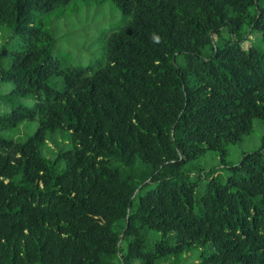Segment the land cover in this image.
<instances>
[{
  "label": "trees",
  "instance_id": "16d2710c",
  "mask_svg": "<svg viewBox=\"0 0 264 264\" xmlns=\"http://www.w3.org/2000/svg\"><path fill=\"white\" fill-rule=\"evenodd\" d=\"M71 1L0 0L23 45L0 49V264H264V135L226 164L264 119V0H111L104 57L63 69L35 12ZM207 151L226 175L191 163Z\"/></svg>",
  "mask_w": 264,
  "mask_h": 264
},
{
  "label": "rangeland",
  "instance_id": "374dc122",
  "mask_svg": "<svg viewBox=\"0 0 264 264\" xmlns=\"http://www.w3.org/2000/svg\"><path fill=\"white\" fill-rule=\"evenodd\" d=\"M121 11L111 0H72L64 7H58L48 12H35V24L40 25L43 30L51 33L53 54L61 62V67L67 69L75 65H86L92 60H99L104 57V47L110 32L116 29L122 21ZM10 28L0 29V49H22V41L19 37L13 38ZM216 42L220 39L213 36ZM7 41V42H5ZM261 46L260 34L251 33L243 42L247 48L250 44ZM9 84L2 86L6 92ZM25 105L30 104V98L22 99ZM9 109L8 104H0V112ZM37 127V121H23L15 128L4 133V135L15 140L24 141ZM264 135V119L254 118L251 131L244 135L239 143L227 144L226 164L236 163L243 153L253 151L261 145V138ZM69 140L65 132L51 134L46 140L43 151L47 157H53L61 146L67 147ZM203 167V173L210 168L223 175L227 169L223 167L219 157L211 151H207L197 160ZM122 231V230H121ZM122 233V232H121ZM120 250H124L125 243L120 244ZM199 250L193 249L184 252L178 257H169L161 261V264H198ZM115 264H121L120 259Z\"/></svg>",
  "mask_w": 264,
  "mask_h": 264
}]
</instances>
